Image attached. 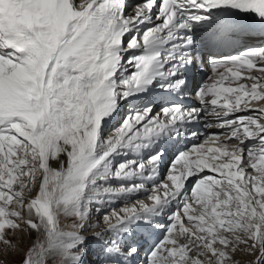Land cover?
<instances>
[{"label": "bare ground", "instance_id": "6f19581e", "mask_svg": "<svg viewBox=\"0 0 264 264\" xmlns=\"http://www.w3.org/2000/svg\"><path fill=\"white\" fill-rule=\"evenodd\" d=\"M14 1L7 15L0 19V147L5 145L4 137H9L16 144H30V149L24 155L0 150V182L5 184L0 187L7 191L0 190V213L20 227L17 232L20 234L15 237L18 241L25 239L32 248V264H42L47 257L76 264L81 257L74 258L75 249L91 240L99 245V239L103 240L99 248L95 243L92 251H83L88 255L86 260L82 259L84 264H91L93 259V264H126L127 257L134 264H148V261L156 264L155 257L170 242L163 240L151 258L147 256V248L163 232L171 238V230L170 234L164 231L171 220L175 231L183 230L187 234L194 229L198 231L200 226L218 228L213 215L198 205V192L203 188L195 186L192 194L187 193L189 183L196 177L212 181V176H217L224 183L240 188L246 200L257 204L264 215V181L254 176L256 171H264V142L258 139L252 141L254 159L246 148L236 154L234 161L240 157L243 161L232 178L231 168L187 148L177 153L173 152L174 146L169 153L158 157L160 147H157L144 153L145 160L139 155L144 146V142L140 144L141 130L158 120L163 131L178 132L182 137L186 126L193 122H196L194 127L205 123L208 131L234 136L233 132L241 125L223 127L231 117L219 116V108L213 104L214 99L206 98L207 94L201 100L197 97L190 108L175 111L164 107L168 119L147 113L143 106L133 111L122 108L113 117L118 104L115 99L127 100L128 87L138 73V57L131 53L122 62L100 63L107 47L119 44L106 29L111 23L125 24L132 31L128 40L138 42L141 31L162 28L155 6H148L144 0L141 4L135 2L123 14L95 15L101 0H65L55 13L45 14L23 11ZM9 25H15L22 35L17 45L4 38ZM163 32L168 37L175 35L169 27ZM168 47L174 51V41ZM173 58L179 59L176 54ZM247 77L254 78L245 85L239 83L241 78L231 82L235 88L224 91L226 97L236 100L237 93L262 94L263 89L247 90V87L257 79L264 85V69ZM143 103L140 100L138 104ZM249 114H238L242 123ZM245 138L246 135L240 134L233 140L243 144ZM184 141V138L177 140V145H183ZM24 169H28V174ZM26 175L29 181L22 179ZM5 198L11 201L6 202ZM83 203L92 206L94 213L89 215L93 217L67 230V220L71 217L77 220L74 209ZM161 208L164 215L159 212ZM145 214L148 216L144 218ZM137 219L147 233H141L139 244L126 245L119 239L118 229L135 226ZM258 221L255 229L261 230L263 236L264 219ZM227 236L240 239L234 244L235 258L261 264L264 245L254 248L250 240L240 235L228 233ZM2 238H5L3 233L0 241ZM105 239H111V245L113 241L120 245L118 252ZM102 247L104 253H100ZM18 253L20 250L13 255ZM82 261L78 264H83Z\"/></svg>", "mask_w": 264, "mask_h": 264}, {"label": "rangeland", "instance_id": "374dc122", "mask_svg": "<svg viewBox=\"0 0 264 264\" xmlns=\"http://www.w3.org/2000/svg\"><path fill=\"white\" fill-rule=\"evenodd\" d=\"M111 130L112 129H110L108 132H110ZM1 148L2 150L4 149L7 150V153H11L12 149H15V151L18 153L26 152V150L30 149L28 147H27L28 149H26V147H23V146H17V147L8 146V148H3V147ZM8 149H10V151ZM19 149H21V151ZM0 157H1V153H0ZM27 170L28 169H24V172ZM26 173L28 174V171ZM22 179L24 181L30 180V178L27 175L24 176ZM216 180L217 181L215 182L219 181L218 179ZM197 181L198 179H195L194 184ZM2 183L0 182V186L5 185ZM202 185L203 187H208V189L202 194V198L200 200L201 206H203L204 210H206L207 212H210L212 209L206 206L207 201H210V202L214 201L215 204L213 206L216 205L217 208L214 210L212 214L215 215V213L221 212L222 215L216 214L215 217L222 219L224 224L221 226L218 225V228L217 227L211 228L210 226H203L202 229L198 228V231L200 232L194 229L192 233L187 234L183 230L175 231L174 229L175 224H174V221H172L170 224L167 225L168 228L165 231L167 234L171 230L172 235L169 233L171 238L168 241L170 242V244L169 246L165 247V249L161 252V254H159V257L157 256L158 258L154 260L155 263L156 264H174L175 262V264H202L203 262V264L204 263L205 264H256V262L253 263L252 259L243 260V259L235 258L232 252L235 251V247L239 243L240 239H234V238L229 239L227 235L228 233H233L234 235H240L241 237H244L245 239H247V241L250 240L254 248H256V246L259 247L260 245L261 246L264 245V232L262 236L261 230L257 231L255 229L257 227L256 221L259 222L258 218L261 219V221H263L264 219V215L259 210V207L257 206V204L251 203L250 201L246 200L247 204L241 203V205H239L236 201L240 202V199L234 192H230L228 190L226 191L219 190L218 187H215V185L210 182H202ZM195 186H200V185L198 184ZM195 186L193 187V189L195 188ZM0 190H2L1 187H0ZM2 191L7 192L5 190H2ZM4 200L6 202H8V200L11 201V199H8V198H5ZM8 204L9 206H13L12 203H8ZM87 204H90V203H87ZM237 205L241 206L242 208L241 209L238 208ZM91 207L92 206H88V205L86 206V204L84 203L81 205L79 204L78 207L74 209V214L76 217L75 219L77 220H74L72 217L69 218L66 222L67 230L77 228L79 225L84 224L85 221H88L90 216L94 213V210H92ZM159 212H161L160 213L161 215H164L162 208ZM172 213H174V211ZM87 214H88V217H87ZM167 214L168 212L166 213L164 217H166ZM145 215L146 216H144V218L148 216V214H145ZM17 217H18L17 220H19V222H22L21 217L20 216H17ZM158 221L157 222L155 221V223H158ZM193 224H196V223L193 222ZM18 231H20V227L16 223L6 218L4 214L0 213V235L1 233L5 234V238H2V240L0 241V264H32L33 262L32 248L30 246H27L25 239H21L20 241L16 239L15 235L20 234V233H17ZM86 232L87 231H85V233ZM196 236L199 238H197ZM31 237L35 238L34 235H31ZM110 238L114 239V236H110ZM166 238H167V235L166 236L164 235V238L160 240L155 247L152 248V250L147 256H150L151 258L152 253L159 247V245L162 243L163 240H167ZM111 239H105L104 242L107 243V241L109 240L108 242L111 245L110 243ZM87 243L79 246L81 249L79 247L75 249V251L73 252L74 258L80 255L79 250H81V252L85 250L84 246ZM95 243L97 245L96 247L99 248L100 244L101 245L103 244V240L99 239V243H100L99 245L97 242ZM228 243H232L233 245L236 243V245L228 246L227 245ZM113 244H114V241L112 242V245H111L114 250H117V246L120 247V245L118 244H114V245ZM88 248H90V244H87V250ZM246 248H248V245ZM18 250H20V253L14 256L13 252L14 251L18 252ZM87 250H85V252ZM126 250L127 248H125V254L127 253ZM246 251L248 250L246 249ZM93 252H96V251H93ZM107 253L110 257L111 254L109 253V251H107ZM246 253L248 254V252ZM87 256L88 255H85L84 257V254H81V259L86 260ZM83 262L84 261H82L81 263ZM125 262H127L126 264L135 263L131 258H128V257L125 259ZM78 263L79 262L77 261L76 264ZM150 263L151 262L148 261V264ZM42 264H65V263H64V259L62 258L57 260L54 258L47 257L46 259L42 261ZM261 264H264V259L261 262Z\"/></svg>", "mask_w": 264, "mask_h": 264}]
</instances>
